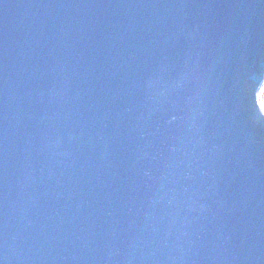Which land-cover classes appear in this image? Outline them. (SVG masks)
Masks as SVG:
<instances>
[{"label": "water", "instance_id": "obj_1", "mask_svg": "<svg viewBox=\"0 0 264 264\" xmlns=\"http://www.w3.org/2000/svg\"><path fill=\"white\" fill-rule=\"evenodd\" d=\"M264 0H0V264H264Z\"/></svg>", "mask_w": 264, "mask_h": 264}, {"label": "rangeland", "instance_id": "obj_2", "mask_svg": "<svg viewBox=\"0 0 264 264\" xmlns=\"http://www.w3.org/2000/svg\"><path fill=\"white\" fill-rule=\"evenodd\" d=\"M258 100H259L260 105L263 107V110H264V83L262 84V86L260 87V89L258 91Z\"/></svg>", "mask_w": 264, "mask_h": 264}]
</instances>
